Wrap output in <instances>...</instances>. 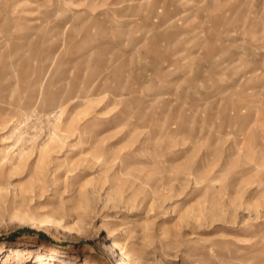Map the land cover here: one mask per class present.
Instances as JSON below:
<instances>
[{
    "label": "rangeland",
    "instance_id": "1",
    "mask_svg": "<svg viewBox=\"0 0 264 264\" xmlns=\"http://www.w3.org/2000/svg\"><path fill=\"white\" fill-rule=\"evenodd\" d=\"M264 264V0H0V264Z\"/></svg>",
    "mask_w": 264,
    "mask_h": 264
},
{
    "label": "bare ground",
    "instance_id": "2",
    "mask_svg": "<svg viewBox=\"0 0 264 264\" xmlns=\"http://www.w3.org/2000/svg\"><path fill=\"white\" fill-rule=\"evenodd\" d=\"M118 264H121V261H119V263Z\"/></svg>",
    "mask_w": 264,
    "mask_h": 264
}]
</instances>
